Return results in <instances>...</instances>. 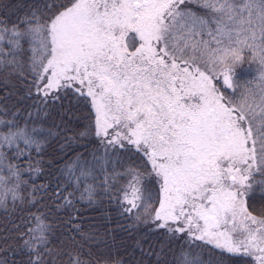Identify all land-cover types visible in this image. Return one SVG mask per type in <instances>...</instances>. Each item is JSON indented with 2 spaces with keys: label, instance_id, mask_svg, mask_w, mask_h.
<instances>
[{
  "label": "snow or ice",
  "instance_id": "obj_1",
  "mask_svg": "<svg viewBox=\"0 0 264 264\" xmlns=\"http://www.w3.org/2000/svg\"><path fill=\"white\" fill-rule=\"evenodd\" d=\"M0 264H264V0H0Z\"/></svg>",
  "mask_w": 264,
  "mask_h": 264
}]
</instances>
